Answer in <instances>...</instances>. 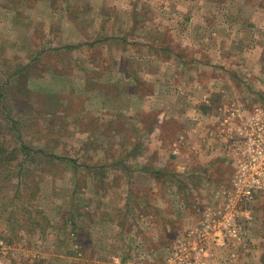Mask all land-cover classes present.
Wrapping results in <instances>:
<instances>
[{"label": "rangeland", "instance_id": "374dc122", "mask_svg": "<svg viewBox=\"0 0 264 264\" xmlns=\"http://www.w3.org/2000/svg\"><path fill=\"white\" fill-rule=\"evenodd\" d=\"M257 99L264 0H0V264H264L212 138Z\"/></svg>", "mask_w": 264, "mask_h": 264}, {"label": "built area", "instance_id": "2783aa9c", "mask_svg": "<svg viewBox=\"0 0 264 264\" xmlns=\"http://www.w3.org/2000/svg\"><path fill=\"white\" fill-rule=\"evenodd\" d=\"M229 119L236 120L232 128L234 134L226 142L232 167L227 180L228 185L224 190V194L227 195L226 205L220 214L229 216L225 223L228 235L241 240L243 233L235 223L230 224V220L235 221L234 216L240 212L246 218H249V215L246 210H237V204L250 203L264 196V105L254 104L242 109L234 104L227 108V117L224 121ZM207 230L203 229L202 234L207 233ZM219 235L216 243L225 244L226 236ZM197 247V244L192 247L191 254L185 243L180 242L169 256V264H197L199 262L195 253Z\"/></svg>", "mask_w": 264, "mask_h": 264}, {"label": "crops", "instance_id": "0c3cea01", "mask_svg": "<svg viewBox=\"0 0 264 264\" xmlns=\"http://www.w3.org/2000/svg\"><path fill=\"white\" fill-rule=\"evenodd\" d=\"M209 95V94H208ZM206 97V96H205ZM240 99L241 98H239L238 100L236 99V101H240ZM241 102V101H240ZM252 102H254L256 105H260L261 106V101H259V99H257V100H252ZM225 119V118H224ZM230 120H232V119H229L228 121H230ZM227 120L226 121H224L223 123H224V125H223V128L222 129H218V131L217 132H215L214 131V134H212V138H214L216 141L214 142V145L213 146H215V145H217V144H219V146H220V144H221V142H224V143H226V142H228V140L231 138V136L233 135V134H226V129H227V127H226V122H228ZM231 125H232V122H231ZM235 125V124H234ZM233 125V126H234ZM233 126H232V128H233ZM216 136H219L220 138H216ZM212 146V147H213ZM148 148V145H146L145 146V149L144 150H146ZM214 150H217V148L216 149H213V151ZM227 150H228V148H227ZM231 163V162H230ZM260 198H263V196H261ZM247 211V213H248V215H249V218H252V211H248V210H246ZM240 214H243L242 212L240 213ZM244 215V214H243ZM251 228H252V226H251ZM257 228H259V229H256L255 231H256V234H255V236H256V238H261V236H263L262 235V231H263V226H257ZM261 233V234H260ZM260 241V243H261V239L259 240ZM118 261V260H117Z\"/></svg>", "mask_w": 264, "mask_h": 264}, {"label": "trees", "instance_id": "16d2710c", "mask_svg": "<svg viewBox=\"0 0 264 264\" xmlns=\"http://www.w3.org/2000/svg\"><path fill=\"white\" fill-rule=\"evenodd\" d=\"M19 65H21L22 66V69H24L25 68V66L23 65V64H19ZM14 74H18V73H16V71L13 73V75ZM17 150H18V148H14L11 152H9V153H5V150H0V156H3V158L4 157H6V160H16L18 157H17ZM62 159V158H61ZM4 160V159H3ZM11 162V161H10ZM9 163V162H8Z\"/></svg>", "mask_w": 264, "mask_h": 264}]
</instances>
